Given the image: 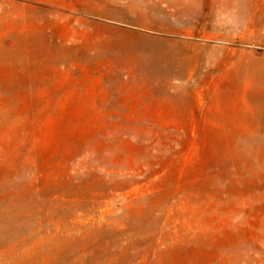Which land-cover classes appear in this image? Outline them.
I'll list each match as a JSON object with an SVG mask.
<instances>
[{"label": "rangeland", "instance_id": "rangeland-1", "mask_svg": "<svg viewBox=\"0 0 264 264\" xmlns=\"http://www.w3.org/2000/svg\"><path fill=\"white\" fill-rule=\"evenodd\" d=\"M0 264H264V0H0Z\"/></svg>", "mask_w": 264, "mask_h": 264}]
</instances>
